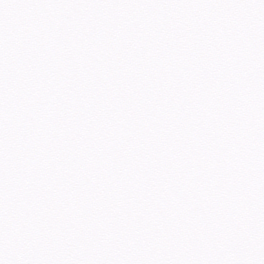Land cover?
Instances as JSON below:
<instances>
[{"label": "snow or ice", "instance_id": "snow-or-ice-1", "mask_svg": "<svg viewBox=\"0 0 264 264\" xmlns=\"http://www.w3.org/2000/svg\"><path fill=\"white\" fill-rule=\"evenodd\" d=\"M0 264H264V0H0Z\"/></svg>", "mask_w": 264, "mask_h": 264}]
</instances>
